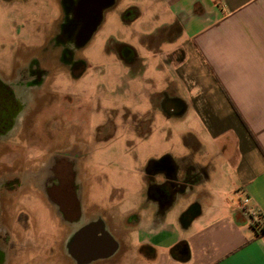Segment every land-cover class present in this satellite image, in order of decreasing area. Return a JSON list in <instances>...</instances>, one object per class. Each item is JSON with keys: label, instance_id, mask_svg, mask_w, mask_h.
Instances as JSON below:
<instances>
[{"label": "crops", "instance_id": "0c3cea01", "mask_svg": "<svg viewBox=\"0 0 264 264\" xmlns=\"http://www.w3.org/2000/svg\"><path fill=\"white\" fill-rule=\"evenodd\" d=\"M114 22L105 44L128 32L145 59L132 77L156 73L138 109L181 135L168 169L150 165L116 204L132 264H264V0H115L96 32ZM156 56L164 65L148 66Z\"/></svg>", "mask_w": 264, "mask_h": 264}, {"label": "rangeland", "instance_id": "374dc122", "mask_svg": "<svg viewBox=\"0 0 264 264\" xmlns=\"http://www.w3.org/2000/svg\"><path fill=\"white\" fill-rule=\"evenodd\" d=\"M75 2L0 0V70L12 76L32 67L48 76L44 89H50L54 103L46 108L53 109L62 140L63 132L70 130L80 157L81 210L87 211L88 219L96 214L107 217L116 234L118 252L103 264H132L131 234L126 217L119 222L121 207L116 204L143 188L149 181L144 176L148 167L167 158L162 153L179 148L181 135L175 124L138 109L149 105L150 94L158 92V87L152 82L156 73L151 69L146 70V80L132 77L143 68L142 59L127 66L112 53L114 45L128 44V32H119L125 34L118 36H125L123 41L112 38L105 44L106 36L116 29L114 22L109 30H96L89 42L77 46ZM76 61L81 67L74 71ZM146 63L164 65L159 56L147 57ZM43 260L58 263L56 258Z\"/></svg>", "mask_w": 264, "mask_h": 264}, {"label": "flooded vegetation", "instance_id": "af4514ba", "mask_svg": "<svg viewBox=\"0 0 264 264\" xmlns=\"http://www.w3.org/2000/svg\"><path fill=\"white\" fill-rule=\"evenodd\" d=\"M27 69L0 70V264L106 263L118 252L115 231L102 214L83 221L77 148L46 108L54 103L48 76Z\"/></svg>", "mask_w": 264, "mask_h": 264}, {"label": "water", "instance_id": "95a60500", "mask_svg": "<svg viewBox=\"0 0 264 264\" xmlns=\"http://www.w3.org/2000/svg\"><path fill=\"white\" fill-rule=\"evenodd\" d=\"M114 3L115 0H76L73 10L75 25H77L74 32H78L77 46H83L91 40L92 35L102 23L105 10L113 6ZM183 108L181 104H172L169 109H173V113L177 114L181 113ZM155 167L156 169H168V165H165L163 161L156 163Z\"/></svg>", "mask_w": 264, "mask_h": 264}, {"label": "trees", "instance_id": "16d2710c", "mask_svg": "<svg viewBox=\"0 0 264 264\" xmlns=\"http://www.w3.org/2000/svg\"><path fill=\"white\" fill-rule=\"evenodd\" d=\"M123 21L129 23L133 17H129L128 12L123 14ZM117 52L119 53L120 59L123 60L127 65L134 61L137 58L136 52L133 48H129L126 44H119L118 47H115ZM114 49V50H115ZM131 50V53L128 54L127 50ZM150 168V166L148 167Z\"/></svg>", "mask_w": 264, "mask_h": 264}, {"label": "built area", "instance_id": "2783aa9c", "mask_svg": "<svg viewBox=\"0 0 264 264\" xmlns=\"http://www.w3.org/2000/svg\"><path fill=\"white\" fill-rule=\"evenodd\" d=\"M246 202H248V200H246ZM243 209L244 210H247V206H243Z\"/></svg>", "mask_w": 264, "mask_h": 264}]
</instances>
